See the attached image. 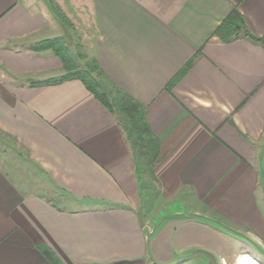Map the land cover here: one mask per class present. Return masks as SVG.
Returning a JSON list of instances; mask_svg holds the SVG:
<instances>
[{"label":"crops","instance_id":"obj_1","mask_svg":"<svg viewBox=\"0 0 264 264\" xmlns=\"http://www.w3.org/2000/svg\"><path fill=\"white\" fill-rule=\"evenodd\" d=\"M84 1L156 160L141 178L133 137L80 80L31 84L64 74L31 50L63 27L42 0H0V138L21 154L0 155V264H264V0ZM233 10L253 39L215 35Z\"/></svg>","mask_w":264,"mask_h":264},{"label":"rangeland","instance_id":"obj_2","mask_svg":"<svg viewBox=\"0 0 264 264\" xmlns=\"http://www.w3.org/2000/svg\"><path fill=\"white\" fill-rule=\"evenodd\" d=\"M46 5H48L49 10L54 14L55 18L63 27V36L52 38L56 39V43H54L51 48H47L44 50L50 49L53 53L54 50L60 51L61 55H64L66 58V67L63 64L64 74L66 73V69H72L76 71H81L88 75V78L92 82V86L96 89L98 94L103 98V100L107 101V103L111 106L112 110L116 113L117 117L123 124H131V116L129 113L131 112V108L133 107L132 103L126 99V96L114 89L104 78V76L100 73L99 70L96 69V65L94 64L95 55L92 50V41L94 31L91 27V24L86 15V6L84 4V0L79 2L73 0H42ZM77 2V3H76ZM82 3V5H79ZM62 5L66 7V17L65 14L60 10L59 6L62 8ZM59 20L63 17L66 22L63 24ZM47 39V40H52ZM43 40V41H47ZM40 41V42H43ZM38 42V43H40ZM55 55V54H54ZM63 74V75H64ZM62 75V76H63ZM131 107V108H130ZM127 108L130 110H127ZM127 111V112H126ZM134 117H138L136 113H134ZM131 127V125H130ZM133 138H132V146L135 153V158L139 163V167H144L143 178L146 180V166L144 165L148 161H150L153 156V144L151 140L146 135L145 131L138 133L136 127L133 128ZM6 151L8 155L11 157L15 156L17 159L21 157V154L17 152L12 147H8V145L3 142L2 138H0V155L4 154ZM142 178V175H141ZM146 185V184H145ZM147 188V185L145 186ZM155 189L152 187H148L145 191V200L148 202V206L150 208L158 206L156 201L157 197L155 195ZM156 208V207H155ZM248 258V257H247ZM253 259V258H252Z\"/></svg>","mask_w":264,"mask_h":264},{"label":"trees","instance_id":"obj_3","mask_svg":"<svg viewBox=\"0 0 264 264\" xmlns=\"http://www.w3.org/2000/svg\"><path fill=\"white\" fill-rule=\"evenodd\" d=\"M59 20V17H57ZM61 23H65L66 20L61 17L59 20ZM215 35H217L221 40L223 41H227L230 38H232L233 36L236 35H240L243 37H247L250 39H253V36L249 33L247 27L245 26L243 20L241 19L240 15L233 10L231 12V14L222 22V24L216 29L215 31ZM56 43V39H52V40H47V41H43L40 43H37L33 46H31V50L33 51H41L47 48H51V46ZM54 54L59 57L62 62L65 64L66 67V58L64 55H61L60 51L54 50ZM191 62L187 63L183 69L172 79V81L169 83V87L170 85H172L176 80L179 79V77L187 70V68L189 67ZM94 64L97 66L96 69L100 71L96 61H94ZM66 73L56 79H50L47 81H43V82H33L31 83L33 86L39 85V84H46V83H55V82H62L71 78H76L78 80H80L83 85L87 88V90H89L99 101H101V103L103 105H105L110 111H114L112 110L111 106L107 103V101L103 100V98H101V96L98 94V92L96 91V89L92 86V82L91 80L88 78V75L81 72V71H76V70H72V69H66L65 70ZM101 73V71H100ZM102 74V73H101ZM126 96V95H125ZM126 99L131 102L133 105V107L131 108V112L129 113V115L131 116V127L128 124H123V128L125 130V132H127L128 136L133 137V128L136 127L138 133H141L142 131H145L146 135L148 136V138L151 140L152 144L155 143V140L152 138V136L149 134L146 123L144 121L143 118V111L141 109V107L135 103L134 101H132L129 97L126 96ZM127 110H129L127 108ZM130 111V110H129ZM127 112V111H126ZM134 113H136V115H138V117H134ZM153 156L151 157L150 161H148L147 163H145L144 165L146 166V169L148 171H150V167L152 165V163L156 160V152H155V148H153ZM142 172L144 173V167L141 166V168L139 167V174L141 176ZM147 172V171H146ZM46 257L51 259L53 258L51 253H49L48 251L44 252Z\"/></svg>","mask_w":264,"mask_h":264},{"label":"bare ground","instance_id":"obj_4","mask_svg":"<svg viewBox=\"0 0 264 264\" xmlns=\"http://www.w3.org/2000/svg\"><path fill=\"white\" fill-rule=\"evenodd\" d=\"M242 264H257L256 262H254L251 258H246L245 262Z\"/></svg>","mask_w":264,"mask_h":264},{"label":"built area","instance_id":"obj_5","mask_svg":"<svg viewBox=\"0 0 264 264\" xmlns=\"http://www.w3.org/2000/svg\"><path fill=\"white\" fill-rule=\"evenodd\" d=\"M256 260V259H255ZM257 261V260H256Z\"/></svg>","mask_w":264,"mask_h":264}]
</instances>
